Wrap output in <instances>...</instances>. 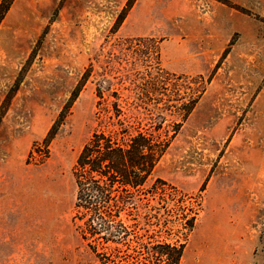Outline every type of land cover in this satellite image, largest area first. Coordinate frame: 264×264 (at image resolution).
Here are the masks:
<instances>
[{
    "label": "rangeland",
    "instance_id": "obj_1",
    "mask_svg": "<svg viewBox=\"0 0 264 264\" xmlns=\"http://www.w3.org/2000/svg\"><path fill=\"white\" fill-rule=\"evenodd\" d=\"M119 121L169 141L147 188L178 191L123 216L139 240L184 244L180 264H264V0H14L0 24V264H110L103 253L127 249L98 254L73 223L79 154ZM183 196L198 216L180 234Z\"/></svg>",
    "mask_w": 264,
    "mask_h": 264
},
{
    "label": "trees",
    "instance_id": "obj_2",
    "mask_svg": "<svg viewBox=\"0 0 264 264\" xmlns=\"http://www.w3.org/2000/svg\"><path fill=\"white\" fill-rule=\"evenodd\" d=\"M13 2L14 0H2L0 24ZM196 103L197 99L184 105L187 114H190ZM68 108L50 130L46 138L48 145L56 137L59 126L67 116ZM116 111L122 112L118 108ZM109 118L112 119V116ZM119 126L116 131L94 133L79 154L74 169L77 197L73 223L76 231L96 253L99 245L103 246L109 242L127 247L123 251L117 246L112 255L103 253L110 264H153L154 260L157 262L155 264H180L184 244L162 241L153 245L147 244L139 240L135 229L127 226L123 218L124 215L139 216L140 210L149 205L150 200L157 195L165 201L168 190L169 196L176 199V188L162 180L147 188L150 178L169 147V141L149 131L139 130L131 133L125 121H119ZM175 210L181 212L182 229L179 233L183 230L192 231L198 216L194 205H186L183 196L177 201ZM136 225L134 224L135 227ZM133 235L136 239L134 247L127 242ZM142 256L147 258L146 262L141 260Z\"/></svg>",
    "mask_w": 264,
    "mask_h": 264
}]
</instances>
